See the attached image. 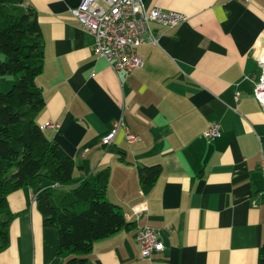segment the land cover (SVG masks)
Instances as JSON below:
<instances>
[{
	"label": "crops",
	"instance_id": "1",
	"mask_svg": "<svg viewBox=\"0 0 264 264\" xmlns=\"http://www.w3.org/2000/svg\"><path fill=\"white\" fill-rule=\"evenodd\" d=\"M80 2L25 5L35 10L44 43L35 81L45 105L37 121L58 124L44 132L73 157L76 177L91 180L109 169L106 196L133 223L94 241L91 264H259L264 111L250 78L264 63V0H143L187 20L152 23L158 40L137 47L142 65L124 80L69 13ZM119 117L140 140L129 143L119 128L111 146L101 145ZM210 122L220 130L209 139L203 132ZM156 163L161 171L144 191L138 168ZM8 204L15 215L0 264H65L55 254V230L43 225L35 188L10 193ZM144 225L160 229L164 245L149 258L135 239Z\"/></svg>",
	"mask_w": 264,
	"mask_h": 264
},
{
	"label": "trees",
	"instance_id": "2",
	"mask_svg": "<svg viewBox=\"0 0 264 264\" xmlns=\"http://www.w3.org/2000/svg\"><path fill=\"white\" fill-rule=\"evenodd\" d=\"M43 39L35 10L25 0H0V249L8 244V226L15 215L8 195L24 186L35 188L43 225L55 230V254L65 264H91L94 241L131 229L120 207L106 196L109 169L93 178L75 176L72 156L48 137L37 118L45 100L35 78L42 71ZM161 171L159 163L138 168L144 191L151 189ZM68 186L64 193L57 187ZM264 264V244L259 248Z\"/></svg>",
	"mask_w": 264,
	"mask_h": 264
},
{
	"label": "built area",
	"instance_id": "3",
	"mask_svg": "<svg viewBox=\"0 0 264 264\" xmlns=\"http://www.w3.org/2000/svg\"><path fill=\"white\" fill-rule=\"evenodd\" d=\"M69 13L83 29L93 35L95 53L103 57L123 80L142 65L137 47L157 42L158 33L152 28V23L172 27L187 20V15L183 12L156 6L147 8L143 0H81L79 5L69 8ZM250 80L253 84V96L264 111V63L260 64L258 76ZM41 127L57 129L58 124L48 121ZM119 128L123 129L124 139L129 143L140 140V136L131 132L119 117L113 121L109 132L100 138V144L111 146ZM219 129L217 122H210L203 134L206 138H214L219 134ZM258 167L264 175V155ZM139 216L136 212L135 219ZM165 230L169 231L170 228L166 227ZM160 231L147 225L137 228L135 239L143 258H149L154 251L164 249Z\"/></svg>",
	"mask_w": 264,
	"mask_h": 264
},
{
	"label": "rangeland",
	"instance_id": "4",
	"mask_svg": "<svg viewBox=\"0 0 264 264\" xmlns=\"http://www.w3.org/2000/svg\"><path fill=\"white\" fill-rule=\"evenodd\" d=\"M2 54L0 53V58H2ZM9 78H11V76H9V75H5L4 77H3V79L2 80H0V88L3 90V91H6V90H8L9 88H10V86H11V84H12V81H11V83L6 87L5 86V82H4V80H7V79H9ZM66 189V188H65ZM64 188H61L60 190H59V192H57V193H64L66 190H65Z\"/></svg>",
	"mask_w": 264,
	"mask_h": 264
},
{
	"label": "bare ground",
	"instance_id": "5",
	"mask_svg": "<svg viewBox=\"0 0 264 264\" xmlns=\"http://www.w3.org/2000/svg\"><path fill=\"white\" fill-rule=\"evenodd\" d=\"M220 130V129H219Z\"/></svg>",
	"mask_w": 264,
	"mask_h": 264
}]
</instances>
